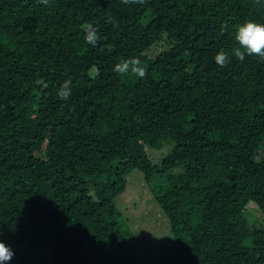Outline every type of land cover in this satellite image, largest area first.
Returning <instances> with one entry per match:
<instances>
[{
  "label": "trees",
  "instance_id": "16d2710c",
  "mask_svg": "<svg viewBox=\"0 0 264 264\" xmlns=\"http://www.w3.org/2000/svg\"><path fill=\"white\" fill-rule=\"evenodd\" d=\"M247 20L264 22V0H0L11 264H142L115 204L133 169L170 225L154 264H264V58L234 54ZM131 58L143 77L114 71Z\"/></svg>",
  "mask_w": 264,
  "mask_h": 264
},
{
  "label": "rangeland",
  "instance_id": "374dc122",
  "mask_svg": "<svg viewBox=\"0 0 264 264\" xmlns=\"http://www.w3.org/2000/svg\"><path fill=\"white\" fill-rule=\"evenodd\" d=\"M148 17V16H147ZM164 45L152 46L146 54L154 56ZM168 147L159 150H149L153 162H157L166 155ZM115 204L120 211L127 229L132 233L136 246V254L139 263L154 264L159 261L164 251H168L171 245L170 225L167 217L156 203L149 186L145 183L143 173L133 169L127 176L125 191L119 195ZM256 206L250 203L247 211L260 217ZM147 249V250H146ZM146 250V251H145Z\"/></svg>",
  "mask_w": 264,
  "mask_h": 264
},
{
  "label": "clouds",
  "instance_id": "9594fccd",
  "mask_svg": "<svg viewBox=\"0 0 264 264\" xmlns=\"http://www.w3.org/2000/svg\"><path fill=\"white\" fill-rule=\"evenodd\" d=\"M42 2L47 3V0H42ZM126 2H133V0H126ZM85 39L95 47L99 39L97 29L89 27ZM234 40L238 43V46L234 49V54L240 60H243L246 55H256L259 58H264V22L247 20L238 24L234 30ZM230 59L231 57L223 51L215 56L216 62L221 66L228 63ZM114 71L121 75L131 72L136 76L143 77L145 69L141 66L138 58H131L121 60L115 64ZM71 94L72 82L66 80L59 87L57 95L61 99L67 100ZM13 256L14 250L11 246L5 243L4 240H0V264H11Z\"/></svg>",
  "mask_w": 264,
  "mask_h": 264
}]
</instances>
